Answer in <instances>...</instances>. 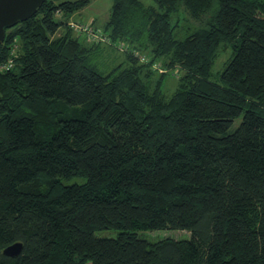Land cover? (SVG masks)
Returning a JSON list of instances; mask_svg holds the SVG:
<instances>
[{"label": "trees", "instance_id": "trees-1", "mask_svg": "<svg viewBox=\"0 0 264 264\" xmlns=\"http://www.w3.org/2000/svg\"><path fill=\"white\" fill-rule=\"evenodd\" d=\"M88 3L6 30L0 264H264V0H113L90 42L69 26ZM156 66L181 71L171 96Z\"/></svg>", "mask_w": 264, "mask_h": 264}, {"label": "rangeland", "instance_id": "rangeland-1", "mask_svg": "<svg viewBox=\"0 0 264 264\" xmlns=\"http://www.w3.org/2000/svg\"><path fill=\"white\" fill-rule=\"evenodd\" d=\"M70 1H77V0H70ZM144 2L147 6L153 5V0H141ZM113 5V0H89V3L86 7H84L81 11H79L77 14L73 15V18L71 21L79 22L82 21L84 24H92V27L96 30H99L102 32V26L107 22L111 8ZM190 25L186 24L185 30L182 32V37H185L187 34L186 27ZM193 29V28H191ZM74 32L81 36V38L87 39V41L90 42V40L87 38V35L84 33H80L76 30ZM232 53V48L230 47H223V49L220 51V54L216 60V63L213 68V76L212 81L220 82L219 80V74L223 71L226 62L230 58V55ZM112 67V66H111ZM110 66L106 64L103 66V69H108ZM18 71V68L16 69V72ZM161 73H171V75H168L165 79L164 85H163V91L166 95L171 96L177 86H178V74H181V71L179 69L174 70H168V69H162L159 70ZM242 121V117L235 120L232 130L236 129V127L239 126V124ZM82 180L79 181L81 183ZM99 237H114L116 235L113 231H98L96 233ZM145 236L148 239L156 240V239H163V238H174V239H186L190 237L189 233L187 231H156V232H147L145 233Z\"/></svg>", "mask_w": 264, "mask_h": 264}, {"label": "water", "instance_id": "water-1", "mask_svg": "<svg viewBox=\"0 0 264 264\" xmlns=\"http://www.w3.org/2000/svg\"><path fill=\"white\" fill-rule=\"evenodd\" d=\"M47 0H0V48L6 37V30L33 17ZM23 249L22 243H15L4 249V254L17 257Z\"/></svg>", "mask_w": 264, "mask_h": 264}, {"label": "built area", "instance_id": "built-area-1", "mask_svg": "<svg viewBox=\"0 0 264 264\" xmlns=\"http://www.w3.org/2000/svg\"><path fill=\"white\" fill-rule=\"evenodd\" d=\"M69 26L80 32V33H84L87 35V38L90 41H106V37L103 35V33H101V31L96 30L95 28L92 27V24H84L82 23V21L79 22H75V21H71L69 22ZM13 66V59H10L8 61V63L3 66V68H12ZM159 70H162V68H160L159 66H156Z\"/></svg>", "mask_w": 264, "mask_h": 264}]
</instances>
